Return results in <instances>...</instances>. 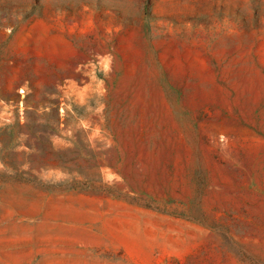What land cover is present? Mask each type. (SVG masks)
I'll return each mask as SVG.
<instances>
[{
    "label": "rangeland",
    "instance_id": "1",
    "mask_svg": "<svg viewBox=\"0 0 264 264\" xmlns=\"http://www.w3.org/2000/svg\"><path fill=\"white\" fill-rule=\"evenodd\" d=\"M0 264H264V0H0Z\"/></svg>",
    "mask_w": 264,
    "mask_h": 264
}]
</instances>
